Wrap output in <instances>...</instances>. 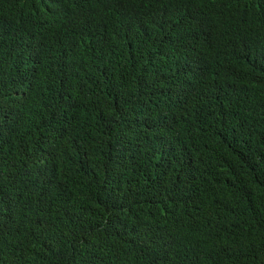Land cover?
<instances>
[{"label":"trees","instance_id":"obj_1","mask_svg":"<svg viewBox=\"0 0 264 264\" xmlns=\"http://www.w3.org/2000/svg\"><path fill=\"white\" fill-rule=\"evenodd\" d=\"M264 0H0V264H264Z\"/></svg>","mask_w":264,"mask_h":264},{"label":"clouds","instance_id":"obj_2","mask_svg":"<svg viewBox=\"0 0 264 264\" xmlns=\"http://www.w3.org/2000/svg\"><path fill=\"white\" fill-rule=\"evenodd\" d=\"M262 26L264 27V24H262Z\"/></svg>","mask_w":264,"mask_h":264}]
</instances>
